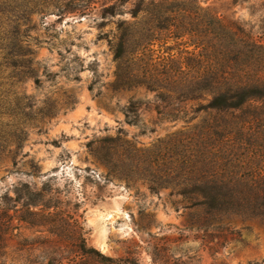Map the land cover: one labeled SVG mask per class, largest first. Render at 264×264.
Returning <instances> with one entry per match:
<instances>
[{
    "label": "rangeland",
    "instance_id": "obj_1",
    "mask_svg": "<svg viewBox=\"0 0 264 264\" xmlns=\"http://www.w3.org/2000/svg\"><path fill=\"white\" fill-rule=\"evenodd\" d=\"M215 19L264 0H0V264H264L259 218L195 205Z\"/></svg>",
    "mask_w": 264,
    "mask_h": 264
},
{
    "label": "trees",
    "instance_id": "obj_2",
    "mask_svg": "<svg viewBox=\"0 0 264 264\" xmlns=\"http://www.w3.org/2000/svg\"><path fill=\"white\" fill-rule=\"evenodd\" d=\"M207 25L205 32L216 42L201 43L206 63L185 66L193 71L185 97L209 95L202 108L229 118L203 126L212 148L201 152L200 171L206 175L199 177L195 205L209 207L216 217L229 211L264 224V32L235 33L219 19Z\"/></svg>",
    "mask_w": 264,
    "mask_h": 264
}]
</instances>
